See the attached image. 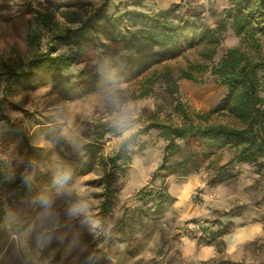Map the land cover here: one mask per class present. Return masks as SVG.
Wrapping results in <instances>:
<instances>
[{"label":"rangeland","instance_id":"374dc122","mask_svg":"<svg viewBox=\"0 0 264 264\" xmlns=\"http://www.w3.org/2000/svg\"><path fill=\"white\" fill-rule=\"evenodd\" d=\"M52 1L88 0H0V69L3 61L18 63L29 55L25 30L31 13L14 8L33 2L41 10L54 9ZM90 1L99 4L102 0ZM181 1L111 0L109 11L113 14L126 10L150 12ZM205 2L206 19L215 25L217 13L227 5V0ZM57 12L59 16L60 10ZM238 42V37L229 30L213 58L208 56V45L203 43L141 71L137 65L139 57L131 51L100 48L93 60L66 71L71 81L84 79L69 86L68 91L63 81L45 73L11 96V102L20 101L29 109L25 112L9 103L5 105V112L29 132L33 152L22 171V180L12 192L15 206L9 209L1 225L0 264H95L104 256L107 264L264 263V170L254 164L240 163L229 166L228 173L234 175L230 179L214 185L208 182L217 172L215 168L230 159L231 150L216 154L196 173L166 177L174 200L167 204L163 217L151 221L150 225L156 229L133 253L125 252L127 241L123 231L114 233L112 228L125 206L147 208L136 194L146 185H160V179L153 182L151 177L161 162L164 138L157 129L141 136L134 147L135 155L124 186L118 193L114 216L107 226L100 225L94 215L98 211L100 189L91 183L102 169L86 161L91 153L97 156L114 153L126 137L149 122L151 113L159 106L160 116L166 121H181L175 110L178 100L193 113H208L227 92L226 86L211 73V66L228 47ZM167 67L178 81V94L161 75L152 83L147 82L154 70L162 74ZM182 70L192 72L197 80L181 76ZM96 78L102 81L92 83ZM109 89L122 104L133 105L128 125L130 134L125 137L120 129L99 139V125L114 123L118 111L108 99ZM145 90L149 91L147 95L131 97ZM43 117L45 120L40 121ZM208 119L214 123L239 122L227 111H215ZM9 129L6 122H1L0 137ZM16 150L17 147L13 148L14 153ZM210 161L211 167L207 166ZM12 162L16 166L21 164V159ZM231 209L235 215L224 214ZM192 218L197 221H188ZM212 221L232 222L233 227L215 242L216 249L210 251L215 256L191 257L189 241L204 244L207 233L203 229ZM90 246L93 252L87 257ZM217 246L222 247L221 252Z\"/></svg>","mask_w":264,"mask_h":264},{"label":"trees","instance_id":"16d2710c","mask_svg":"<svg viewBox=\"0 0 264 264\" xmlns=\"http://www.w3.org/2000/svg\"><path fill=\"white\" fill-rule=\"evenodd\" d=\"M110 1L102 0L99 4L90 0L75 3L52 1L54 9L47 7L44 10L29 2L14 8L31 13L25 30L29 55L18 63L3 61L0 69V123L6 122L10 127L0 137V230L9 209L15 206L12 192L22 180V171L31 161L33 152L29 132L5 112L6 103L28 112L20 101L11 102L10 97L41 74L50 73L56 81L60 79L67 91L69 86L82 83L84 79L71 81L66 71L93 60L100 48L113 52H118L119 48L131 51L138 55L137 65L141 71L203 43L208 45V56L213 58L229 30L239 39L211 66V73L226 86L227 92L208 113H193L178 100L175 110L181 121H166L160 116L162 107L159 106L151 113L149 122L126 137L114 153L109 156L91 153L88 156L86 161L92 166L98 164L102 169L91 183L100 189L97 192L100 199L98 211L94 215L100 225L107 226L114 216L118 193L124 186L135 155L134 147L141 136L157 129L165 140L161 162L151 177L153 182L160 179V185H146L136 194L147 208L125 206L122 216L113 225L114 233L122 230L126 235L125 252L133 253L143 239L154 232L156 228L150 225L151 221L163 217L167 204L174 200L166 182L167 176L196 173L205 162L226 150H231L232 155L215 168L217 172L208 180L210 185L233 177L228 168L236 164H254L264 170V0H227V5L217 13L219 18L215 25L206 19V0H182L156 11L126 10L119 14L110 13ZM161 73L154 70L147 82L152 83L161 75L168 87L178 94V81L173 79L170 69L167 67ZM181 76L197 80L188 70H182ZM94 81L92 83L102 80L96 78ZM148 93L145 90L140 94L133 93L131 97L135 99ZM215 111H227L239 122H209V114ZM99 127V139L107 133L120 131L110 122H103ZM18 157L21 164L15 166L12 161ZM211 164L212 161L207 166ZM224 214L235 215L236 212L231 209ZM231 223L212 221L203 229L207 233L204 243L215 244L218 238L230 232ZM215 224L217 226H213ZM217 250L221 252L222 247L217 246ZM92 252L91 246L87 248V257ZM106 261L104 256L95 264H107Z\"/></svg>","mask_w":264,"mask_h":264},{"label":"clouds","instance_id":"9594fccd","mask_svg":"<svg viewBox=\"0 0 264 264\" xmlns=\"http://www.w3.org/2000/svg\"><path fill=\"white\" fill-rule=\"evenodd\" d=\"M108 99L113 103L118 111L114 114L115 120L114 124L118 129H123V136H128L130 134V128L128 127L129 121L131 119V112L133 105L131 102L122 104L120 99L115 95V93L109 89Z\"/></svg>","mask_w":264,"mask_h":264},{"label":"crops","instance_id":"0c3cea01","mask_svg":"<svg viewBox=\"0 0 264 264\" xmlns=\"http://www.w3.org/2000/svg\"><path fill=\"white\" fill-rule=\"evenodd\" d=\"M189 246H190L189 247L190 250L188 251V254L195 259H205L207 257L215 256V254L212 255L210 253V251L213 247H215V249H216L215 244H205L204 243V244L197 245L196 240H190ZM216 252H217V250H216Z\"/></svg>","mask_w":264,"mask_h":264}]
</instances>
